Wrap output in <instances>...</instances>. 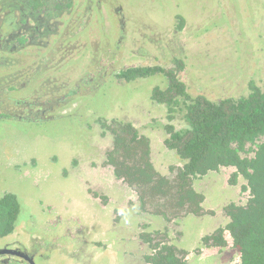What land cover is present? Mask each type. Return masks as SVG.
<instances>
[{"label":"rangeland","instance_id":"rangeland-1","mask_svg":"<svg viewBox=\"0 0 264 264\" xmlns=\"http://www.w3.org/2000/svg\"><path fill=\"white\" fill-rule=\"evenodd\" d=\"M74 2L78 15L86 6L102 7V23L95 9L81 31L72 17L60 39L36 40L5 62L12 61L15 72L0 71L14 76L0 91L21 87L0 92V195L15 194L21 206L0 248L33 255L35 264H145L136 243L142 223L153 232L171 222L165 241L185 249L187 264L235 262L231 245L205 251L212 253L207 257L195 251L200 237L226 224L222 208L244 201L228 184L232 169L193 183L204 194L203 212L194 216L188 208L178 212L148 201L142 207L139 192L115 176L107 155L113 122H129L147 141L155 171L174 180L182 162L165 144V126L180 130L184 123L179 116L167 121L165 107L150 99L155 87L166 85L154 70L182 65L178 74L189 95L212 101L246 95L249 81L264 86V0ZM68 18L61 14L55 22L64 28ZM180 18L184 27L178 30ZM22 65L28 69L20 77ZM129 69L138 72L121 78ZM38 70L44 72L37 80ZM158 210L168 212V225ZM179 226L184 237L178 239Z\"/></svg>","mask_w":264,"mask_h":264},{"label":"trees","instance_id":"trees-1","mask_svg":"<svg viewBox=\"0 0 264 264\" xmlns=\"http://www.w3.org/2000/svg\"><path fill=\"white\" fill-rule=\"evenodd\" d=\"M183 26L180 18L178 30ZM177 66L178 70L155 68V73H163L166 85L163 89L155 87L150 98L165 107L167 121L179 116L184 123L180 130L170 124L165 126V144L182 162L175 179L170 181L155 171L147 141L138 138L129 122H113L110 129L114 146L107 161L117 178L139 192L141 204L148 201L178 212L188 208V212L184 210L187 214L199 212L203 201L193 183L210 173L232 169L230 183L236 185L240 180L241 193L247 195V200L227 204L226 224L202 237L200 245L222 249L227 245V232L238 252V264H264V86L249 81L246 95L236 99L212 101L202 95L193 97L180 80L178 71L182 65ZM134 72L138 71L129 69L119 75L129 80ZM20 209L15 194L0 195V239L14 232ZM157 213L169 222L167 211ZM173 215L178 217L179 213ZM147 225H143L144 229ZM152 231L139 235L146 249V264H186L183 253L166 243L167 227Z\"/></svg>","mask_w":264,"mask_h":264},{"label":"flooded vegetation","instance_id":"flooded-vegetation-1","mask_svg":"<svg viewBox=\"0 0 264 264\" xmlns=\"http://www.w3.org/2000/svg\"><path fill=\"white\" fill-rule=\"evenodd\" d=\"M75 0H21L19 2V4H15V5H11V6H4V5H0V71H9V72H15V66H13V62L11 61L9 64H6L5 62L8 61L9 57L15 55L20 51H25L27 49V47L31 44H33L36 40H40L43 39L44 37H54L57 36L58 39L61 38V35H63V33H65V31H67L71 25V18L80 22L77 24V28L79 31H81L82 29L85 28V23L89 24L91 22V16L93 15V10L95 9V11L97 12L98 16H100V20L99 17L98 19H96L99 23H102L103 21V15H102V7H98L96 6H86V8L84 7L83 11L80 12V15H78L76 7V4L74 2ZM78 8V7H77ZM61 14H64L66 16H69L68 19L64 24V28L61 27L63 24L61 23L60 27H58V24H56V18H58ZM102 15V16H101ZM183 22L184 19L182 18ZM85 21V22H83ZM184 27V26H183ZM62 28V32L60 31V29ZM183 29V28H182ZM61 32V33H60ZM77 32V31H76ZM74 32V33H76ZM35 66V67H34ZM34 69H36L37 65L33 64ZM27 66L22 65L20 67L19 70H21V74L20 77L23 76V73L26 72L27 70ZM34 72V71H33ZM36 72V76L38 77L37 80L39 78H41V74L44 71H35ZM30 77H34V74H32ZM14 78L13 75H3L0 76V84L2 83H6V81L8 79H10V81H12ZM36 80V79H35ZM32 81V80H31ZM27 85V81H24L22 86L25 87ZM3 90H1L0 92L6 94L9 92L10 90H18L21 87L20 86H15V87H10V86H3ZM6 117V116H5ZM3 116L0 115V119H2ZM173 151V150H170ZM175 153V152H174ZM228 170V169H225ZM223 171V170H221ZM231 171V169H230ZM233 172V171H232ZM231 172V173H232ZM230 173V175H231ZM230 182V179L228 180V184ZM234 186V185H232ZM239 188L240 192H241V186L242 183L239 180V182L235 185ZM6 193V192H5ZM201 194L203 195V200H204V194L201 191ZM242 194V193H241ZM244 195V201H240V202H235V203H244L247 200V195ZM141 204V202H140ZM146 204H141L142 207H144ZM201 207V212H203L204 209V202L202 201V203L200 204ZM222 211L225 215V211L222 208ZM181 213H179L180 215ZM194 215V213H193ZM198 215V214H197ZM186 216V214H185ZM195 216V215H194ZM225 217H227L225 215ZM176 220L178 217H174ZM175 219H173V221H175ZM183 219V218H182ZM182 219L179 221V223H181ZM166 223V222H165ZM168 223H166V225H168ZM143 225H147V223H142L141 227L142 229L139 230L137 237H136V243L137 246H140L142 248V251L144 252L146 249L145 246L143 244L140 243L139 241V235L140 233L143 231H149L151 232V226L147 225L146 229H144ZM177 225L174 224V226ZM223 226V225H222ZM222 226H218L216 229H218L219 227ZM168 230L171 228V222L169 224V226H167ZM215 229V230H216ZM172 230V229H170ZM213 230V232L215 231ZM212 232V233H213ZM209 233L208 235L212 234ZM178 239L181 238V236L184 237L183 232L180 229L179 226V232L177 234ZM206 236V235H204ZM203 236V237H204ZM225 239L227 241V245L224 248H218V247H210V248H205L202 247L201 244V238L198 241L199 245L196 246V252L199 254L197 255V257H207V256H211L212 253H208L205 251H211L214 249V251H218L221 252L222 250H226L232 247V241L228 235L227 232H225ZM8 237V236H7ZM168 237V235H167ZM166 237V238H167ZM6 237L1 238L0 242L3 241ZM176 240L174 243H171V245H173L177 250L181 251L184 255V261L187 264L188 262V257L186 256V251L185 249H181L179 247H176L175 245ZM170 244V243H167ZM233 248V247H232ZM7 250L9 251H13V252H17L19 255L14 254V253H8ZM219 255V254H218ZM186 256V257H185ZM215 256V254L213 255ZM35 257L33 255H29L26 252H21L15 249H9V248H0V264H35ZM239 262V257H237V260H235V262L229 263V264H238ZM145 263V261H144ZM146 264V263H145Z\"/></svg>","mask_w":264,"mask_h":264},{"label":"water","instance_id":"water-1","mask_svg":"<svg viewBox=\"0 0 264 264\" xmlns=\"http://www.w3.org/2000/svg\"><path fill=\"white\" fill-rule=\"evenodd\" d=\"M7 252H8V253H14V254L19 255L17 252H13V251H9V250H7Z\"/></svg>","mask_w":264,"mask_h":264}]
</instances>
